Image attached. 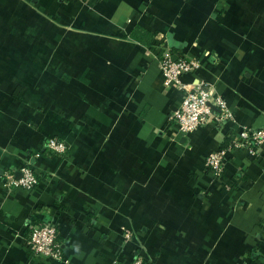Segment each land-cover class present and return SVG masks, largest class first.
<instances>
[{
	"label": "crops",
	"instance_id": "0c3cea01",
	"mask_svg": "<svg viewBox=\"0 0 264 264\" xmlns=\"http://www.w3.org/2000/svg\"><path fill=\"white\" fill-rule=\"evenodd\" d=\"M159 41L200 59L183 79L213 83L232 119L169 122ZM243 126L264 127V0H0V168L40 176L0 179V264H264V161L205 166ZM50 136L64 153L44 152ZM47 220L61 259L26 244Z\"/></svg>",
	"mask_w": 264,
	"mask_h": 264
},
{
	"label": "built area",
	"instance_id": "2783aa9c",
	"mask_svg": "<svg viewBox=\"0 0 264 264\" xmlns=\"http://www.w3.org/2000/svg\"><path fill=\"white\" fill-rule=\"evenodd\" d=\"M156 58L163 76L165 89L176 88L180 92V100L168 116L170 123L184 134L196 132L204 124L213 122L221 124L232 119L233 112L226 100L220 95L210 81L189 83L183 79L186 73L195 72L201 66L197 57L176 55L163 41L157 42ZM215 108H213V106ZM46 147L56 154H62L67 148L63 139L55 136L47 138ZM243 150L254 159L264 161V127L254 128L243 126L231 136L225 146L209 153L205 158V166L215 177H221L229 155ZM20 176L16 177L13 170H3L0 179L6 185L23 186L30 188L38 183L40 176L27 165L20 169ZM57 228L53 220L28 224L26 244L33 255H45L53 259L62 258L60 242L57 240ZM123 242H128L133 235L130 231L121 234ZM139 253L135 254L133 264H141Z\"/></svg>",
	"mask_w": 264,
	"mask_h": 264
},
{
	"label": "trees",
	"instance_id": "16d2710c",
	"mask_svg": "<svg viewBox=\"0 0 264 264\" xmlns=\"http://www.w3.org/2000/svg\"><path fill=\"white\" fill-rule=\"evenodd\" d=\"M133 32H134L133 34H134L137 38H140L141 41H142L143 43H145V44H148V43H149V39H148L147 41H145V40L143 39V36H138V35L136 34L137 32L144 33V34L146 33L145 35H147V38H148V37H149L150 39L152 38V34L147 33L145 30H143V29L140 28V27H136V28L133 30ZM172 50H173V49H172ZM227 141H228V138L225 139V141L223 142V145H222V146H225L226 143H227ZM44 152H45L47 155H54V154H56L53 150L49 149V148L46 147V146H45ZM27 166L31 167V168L33 169V171H35L34 168H33V165H32V164H27ZM35 172H36V171H35ZM57 240L60 241L59 237H57ZM119 241H120V242H118V243H119V244H118L119 246L125 244V243L123 242V240H122L121 235H120V237H119ZM133 253H134V254H137V253H139V250H135Z\"/></svg>",
	"mask_w": 264,
	"mask_h": 264
},
{
	"label": "water",
	"instance_id": "95a60500",
	"mask_svg": "<svg viewBox=\"0 0 264 264\" xmlns=\"http://www.w3.org/2000/svg\"><path fill=\"white\" fill-rule=\"evenodd\" d=\"M167 38H168V42H169V44L171 45V46H177V43L174 41V40H172L171 38H170V36H167ZM213 106V105H212ZM213 108H215L214 106H213ZM0 174H3V169L2 168H0ZM21 174H20V172L18 171V172H16V177H19Z\"/></svg>",
	"mask_w": 264,
	"mask_h": 264
}]
</instances>
